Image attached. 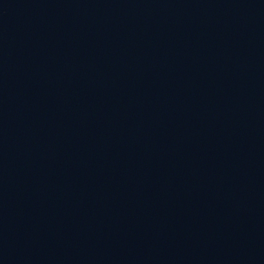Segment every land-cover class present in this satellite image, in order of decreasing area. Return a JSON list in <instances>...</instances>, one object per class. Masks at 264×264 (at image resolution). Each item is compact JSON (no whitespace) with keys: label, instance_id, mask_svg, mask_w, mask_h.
Instances as JSON below:
<instances>
[{"label":"water","instance_id":"water-1","mask_svg":"<svg viewBox=\"0 0 264 264\" xmlns=\"http://www.w3.org/2000/svg\"><path fill=\"white\" fill-rule=\"evenodd\" d=\"M0 264H264V0H0Z\"/></svg>","mask_w":264,"mask_h":264}]
</instances>
